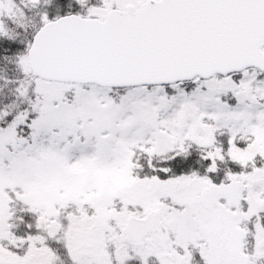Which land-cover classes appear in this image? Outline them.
<instances>
[{"label":"snow or ice","instance_id":"6c2138e0","mask_svg":"<svg viewBox=\"0 0 264 264\" xmlns=\"http://www.w3.org/2000/svg\"><path fill=\"white\" fill-rule=\"evenodd\" d=\"M0 264H264V0H0Z\"/></svg>","mask_w":264,"mask_h":264}]
</instances>
